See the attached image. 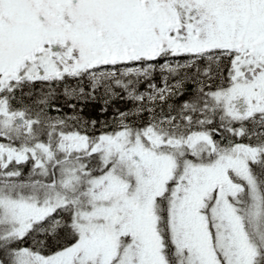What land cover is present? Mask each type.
Returning <instances> with one entry per match:
<instances>
[{"label":"snow or ice","instance_id":"obj_1","mask_svg":"<svg viewBox=\"0 0 264 264\" xmlns=\"http://www.w3.org/2000/svg\"><path fill=\"white\" fill-rule=\"evenodd\" d=\"M0 264H264V0H0Z\"/></svg>","mask_w":264,"mask_h":264}]
</instances>
